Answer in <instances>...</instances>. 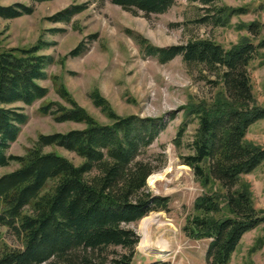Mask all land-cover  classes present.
I'll return each instance as SVG.
<instances>
[{"label":"trees","instance_id":"obj_1","mask_svg":"<svg viewBox=\"0 0 264 264\" xmlns=\"http://www.w3.org/2000/svg\"><path fill=\"white\" fill-rule=\"evenodd\" d=\"M28 4H0V18L13 19L33 12L34 4L51 0H28ZM132 14L165 12L174 0H107ZM195 3V22L224 27L244 7H230L220 0H187ZM85 8L71 3L45 18L50 23L70 22ZM73 29L76 26L71 24ZM247 35L223 48L210 38L192 37L184 43L155 46L133 36L140 50L165 63L179 56L197 71L213 93L187 102L183 120L172 144L181 164L186 165L201 192L194 197L180 227L190 239H207L204 264H228L242 235L259 224L264 214L253 207L249 185L241 176L264 161V146L245 139L247 129L264 119V102L251 91L248 65L264 48V24L240 23ZM50 28V33L60 31ZM54 42L40 37L27 47L0 45V167L18 166L0 174V226L21 238V247L0 252V264H130L138 235L128 227L152 211H168V197L154 194L146 180L164 166L163 154H147V148L163 129L162 117L118 115L96 89L88 92L91 104L108 119L98 123L77 105L64 86L56 94L67 106L53 101L39 106L42 115L54 121L83 123L81 129L38 134L23 155L7 153L26 115L19 106L45 96L38 83L47 78L45 69L54 63L40 50ZM81 41L64 56L84 51ZM63 56V57H64ZM170 112L168 119L173 118ZM194 122L190 138L182 141L186 126ZM56 146L74 153L73 164L53 151ZM254 247L250 248L253 251Z\"/></svg>","mask_w":264,"mask_h":264},{"label":"rangeland","instance_id":"obj_2","mask_svg":"<svg viewBox=\"0 0 264 264\" xmlns=\"http://www.w3.org/2000/svg\"><path fill=\"white\" fill-rule=\"evenodd\" d=\"M13 2L28 4V0H0V4ZM71 3H83L85 8L72 16L67 24L50 23L45 20L57 10ZM230 7H244V14L234 15L224 27H212L196 23L195 3L187 0H174L161 14L143 16L132 14L107 0H51L34 4L33 12L13 19L0 18V45L27 47L38 37L54 42L51 47L40 50L49 54L54 63L45 69L47 78L38 83L47 88L44 97L30 105L16 102L26 115V121L19 126L14 142L7 148L8 154L23 155L31 148L38 134L65 132L81 129L83 123L72 121L56 122L50 115H42L38 108L53 101L67 106L56 94V86L62 84L75 103L82 107L98 123H108V119L94 107L87 94L92 89L108 102L118 115L136 114L139 116L162 117L163 129L147 148V154H163L164 166L152 173L159 178L146 182L148 190L168 197V211H152L145 217H154L160 222L149 225L148 241L152 249H157L162 241L166 251L156 256L137 248L141 240L139 221L127 226L138 235V244L130 264H204L207 239H190L180 230L184 216L191 208L192 200L201 192L191 170L180 163L178 150L172 144L178 126L183 120V109L187 102L208 98L214 91L205 81L198 80L197 71L187 68L179 56L165 63L144 54L133 36L139 35L155 46H168L184 43L192 37L210 38L223 48L236 42L245 30L238 29L240 23L258 21L264 24V0H220ZM76 29L72 28V24ZM60 28L55 33L48 29ZM264 35V30L260 32ZM84 43V51L77 56H64L79 42ZM259 56L248 65L252 94L258 103L264 102V48ZM64 56V57H63ZM170 112L173 118L168 119ZM195 128L188 124L182 134L184 142L190 138ZM245 139L264 146V119L257 120L248 129ZM44 152L53 151L73 164L80 158L74 153L56 146H45ZM15 162L0 167V174L15 169ZM248 183L253 207L264 214V161L253 171L242 175ZM144 218H141L140 221ZM157 243V244H156ZM21 238L0 226V252L5 249L20 248ZM254 247L253 251L250 248ZM228 264H264V225L246 231L240 238Z\"/></svg>","mask_w":264,"mask_h":264},{"label":"bare ground","instance_id":"obj_3","mask_svg":"<svg viewBox=\"0 0 264 264\" xmlns=\"http://www.w3.org/2000/svg\"><path fill=\"white\" fill-rule=\"evenodd\" d=\"M160 175H151L147 182L148 183H152V181L156 180L157 178H159ZM156 223V225L160 224V222L158 220H156L154 217H145L144 219H142L141 221H139V229L141 231V240L137 246L138 249L145 251V252H149L151 254H154L156 256H162L165 251V245L162 241H158L159 244L157 246V249H152L149 246V242L148 241V233H149V225ZM157 244V243H156Z\"/></svg>","mask_w":264,"mask_h":264},{"label":"water","instance_id":"obj_4","mask_svg":"<svg viewBox=\"0 0 264 264\" xmlns=\"http://www.w3.org/2000/svg\"><path fill=\"white\" fill-rule=\"evenodd\" d=\"M138 244V243H137Z\"/></svg>","mask_w":264,"mask_h":264}]
</instances>
